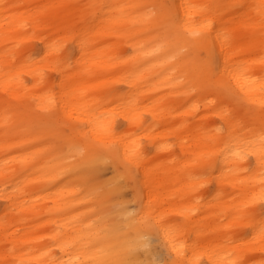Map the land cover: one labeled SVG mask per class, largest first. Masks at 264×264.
<instances>
[{"label": "bare ground", "instance_id": "1", "mask_svg": "<svg viewBox=\"0 0 264 264\" xmlns=\"http://www.w3.org/2000/svg\"><path fill=\"white\" fill-rule=\"evenodd\" d=\"M0 199V264H264V0H0Z\"/></svg>", "mask_w": 264, "mask_h": 264}, {"label": "rangeland", "instance_id": "2", "mask_svg": "<svg viewBox=\"0 0 264 264\" xmlns=\"http://www.w3.org/2000/svg\"><path fill=\"white\" fill-rule=\"evenodd\" d=\"M37 45H39V44H37ZM117 87L119 88V89H121V90H123V89H125L124 87V85L123 84H119V85H117ZM41 114H43L44 116H46V119H47V122L52 126V127H54V128H56V129H59L60 130V127H61V129H62V131H63V134L64 135H66V136H68V135H70V131H71V129H70V127L69 126H67V125H65L63 122H62V116L60 115V116H58L57 117V114H53L52 112H50V111H48V113L47 112H42ZM37 116V115H36ZM199 115H190L189 117H188V120L191 122V121H193V120H195L197 117H198ZM145 118H146V124H150V122H152L153 120H152V117L150 116V115H147V116H145ZM121 118H119V120H117V129L118 130H121V129H123L124 128V121H123V119H121ZM118 121H119V123H118ZM219 120L217 119V118H215L214 117V122H216L217 124H219V122H218ZM147 126H143V127H141L138 131L139 132H141L143 129H145ZM31 129H32V131H34L35 132V129H39V127L37 126V124H35L34 123V121H33V119H32V121H31ZM45 141H48V142H46V143H48V144H50V145H52V144H54L55 145V147L53 146V150H58V151H60V152H63L64 150H63V145H62V141L61 140H58V139H55V138H53V137H51V136H49L48 138H46L45 139ZM55 141V142H54ZM151 141H149V138H146V140L145 139H143V143L145 144V146H146V149L148 150V151H151L153 148H152V142L150 143ZM169 142L170 143H174V139L173 138H170L169 139ZM148 146H149V148H148ZM150 146H151V148H150ZM173 149H174V151L175 152H179L180 150H179V148L176 146V145H173ZM249 156H251V155H249ZM248 156V159H247V162L248 163H250V164H253V161H254V159H253V156H251V157H249ZM249 158H251V160L249 159ZM94 172V174H93V177L95 178V179H97V180H102V179H105V177H108V176H110L111 174H113V168H112V165L111 164H109V163H106V164H103V165H100L99 166V168H97L96 169V171H94V170H92L91 172H90V174L92 175V173ZM106 173V174H105ZM101 175V176H100ZM44 189H47V187L46 188H44ZM124 190H128L127 192H125L124 191V195H125V197H126V195H127V197L128 196H131L132 195V189L130 188V187H126ZM212 191H214V184H213V182L212 181H208V182H205V184H204V186H203V188L200 190V193H202L203 195H206L207 193H211ZM130 195H129V194ZM129 199H131L130 197H129ZM132 200V199H131ZM133 201V200H132ZM131 201V202H132ZM49 205L51 204L50 202L48 203ZM132 204V206H134L135 208H136V204L135 203H131ZM133 204H135V205H133ZM3 205H4V200H2V199H0V211L2 210V207H3ZM259 206V205H258ZM258 206H256V207H258ZM261 206V209H263L264 208V206H263V204L262 205H260ZM259 206V207H260ZM255 209H260V208H255ZM50 228V227H49ZM49 228H47V230L49 229ZM46 230V231H47ZM44 240V244L43 245H46V246H48V245H53V240L51 239V238H49V236L47 235V234H45L44 233V238H43ZM50 245V246H51ZM159 248L161 249V252H164V250H162L163 248H162V246L161 245H159ZM53 250H55V251H58L59 249L58 248H56V247H53ZM259 255H260V253H259ZM261 255H262V253H261ZM263 257H264V253H263V255H262ZM261 256V257H262Z\"/></svg>", "mask_w": 264, "mask_h": 264}]
</instances>
